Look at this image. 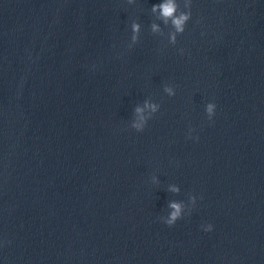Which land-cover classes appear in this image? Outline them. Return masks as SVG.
Segmentation results:
<instances>
[{"label":"water","instance_id":"95a60500","mask_svg":"<svg viewBox=\"0 0 264 264\" xmlns=\"http://www.w3.org/2000/svg\"><path fill=\"white\" fill-rule=\"evenodd\" d=\"M160 3L0 0V264H264V0Z\"/></svg>","mask_w":264,"mask_h":264},{"label":"clouds","instance_id":"9594fccd","mask_svg":"<svg viewBox=\"0 0 264 264\" xmlns=\"http://www.w3.org/2000/svg\"><path fill=\"white\" fill-rule=\"evenodd\" d=\"M179 9V4L177 3V0H163V3L160 4H155L152 7V11L153 12H159L160 17L164 20L165 23H168L169 20L171 21V24L173 25L175 32H173L172 36H171V41L173 44H175L176 41V33H184L185 31V25L186 23L190 20L191 18V11L189 12H180L179 14H177ZM158 25L153 24L152 25V29L153 31H157L158 30ZM140 32V24L139 23H133L132 24V39L133 41H135L138 38V34ZM168 93L170 94H175L173 92V89L171 87H167L165 89ZM146 107H150L153 109V111L156 110V105L154 104H147L145 105ZM216 107L217 105L215 104V102H210L207 104L206 106V113L208 115V119L211 120L216 112ZM144 111L143 108L141 107H137L136 108V112L138 114H142ZM145 125H146V118L141 115L139 120L136 121L133 124V127L137 130V131H143L145 129ZM196 139H199V137H196ZM176 191H178V189H175ZM193 203H195L196 197L194 196L193 198ZM170 208L173 209L169 216L164 219L161 218L163 220L164 223H166L169 226L174 225L179 219H181L183 217V204L180 202H171L170 203ZM213 228L212 224H208L205 227L206 231H211Z\"/></svg>","mask_w":264,"mask_h":264}]
</instances>
